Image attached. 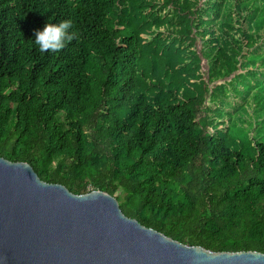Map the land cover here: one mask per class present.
Wrapping results in <instances>:
<instances>
[{"label":"trees","instance_id":"trees-1","mask_svg":"<svg viewBox=\"0 0 264 264\" xmlns=\"http://www.w3.org/2000/svg\"><path fill=\"white\" fill-rule=\"evenodd\" d=\"M248 1L0 0V156L182 243L264 253L263 108L234 106L264 78ZM63 20L75 38L41 52Z\"/></svg>","mask_w":264,"mask_h":264},{"label":"water","instance_id":"water-1","mask_svg":"<svg viewBox=\"0 0 264 264\" xmlns=\"http://www.w3.org/2000/svg\"><path fill=\"white\" fill-rule=\"evenodd\" d=\"M0 264H264V253L182 243L126 216L108 192L74 193L0 156Z\"/></svg>","mask_w":264,"mask_h":264},{"label":"clouds","instance_id":"clouds-1","mask_svg":"<svg viewBox=\"0 0 264 264\" xmlns=\"http://www.w3.org/2000/svg\"><path fill=\"white\" fill-rule=\"evenodd\" d=\"M70 28H72L70 20H63L56 24L46 23L42 29L34 31V43L41 52L59 51L76 36L74 31L69 32Z\"/></svg>","mask_w":264,"mask_h":264},{"label":"rangeland","instance_id":"rangeland-1","mask_svg":"<svg viewBox=\"0 0 264 264\" xmlns=\"http://www.w3.org/2000/svg\"><path fill=\"white\" fill-rule=\"evenodd\" d=\"M248 2L251 4H253V3L259 4L258 8L260 10L264 11V0H249ZM249 87L250 88H249L248 92L246 93L245 96H243V100L240 102L234 103V106L235 107L242 106L241 108H245L247 113L250 114L251 109L253 110V108H254V103H256V104L258 103L257 108H263L262 114H264V78H261V84L260 85H256V86H254V88H251V87H253L252 85H250ZM254 92L257 93L258 99L253 97ZM252 98H254V99H252ZM233 102H235V100ZM232 120H234V122L238 121L239 123H244V124L248 123L247 119H239L238 120V117L236 119H232ZM253 126H255V124L253 121H251V124L247 130H249V129L253 130L254 129L253 134L261 137L264 134V120L258 122L255 128ZM231 129L233 130V131H231L232 135H234L236 138H242L243 135H245L247 132V130L241 131V130L236 129V128H231Z\"/></svg>","mask_w":264,"mask_h":264}]
</instances>
